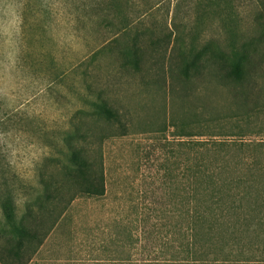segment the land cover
I'll use <instances>...</instances> for the list:
<instances>
[{"label": "rangeland", "instance_id": "rangeland-1", "mask_svg": "<svg viewBox=\"0 0 264 264\" xmlns=\"http://www.w3.org/2000/svg\"><path fill=\"white\" fill-rule=\"evenodd\" d=\"M213 1L0 0V242L45 194L42 179L62 184L64 200L74 193L65 141L77 132L102 147L106 193L77 197L29 264L188 258V156L231 163V179L243 177L232 195L248 196L246 212L236 202L226 219L214 206L229 232L218 225L207 255L264 264L252 185L264 198V0ZM251 41L257 62L244 85L204 59L182 73L191 44L232 54ZM103 101L118 121L105 120Z\"/></svg>", "mask_w": 264, "mask_h": 264}, {"label": "trees", "instance_id": "trees-1", "mask_svg": "<svg viewBox=\"0 0 264 264\" xmlns=\"http://www.w3.org/2000/svg\"><path fill=\"white\" fill-rule=\"evenodd\" d=\"M217 1L213 2L216 3ZM164 41L165 38L160 39L158 43L162 44ZM190 47L191 50L187 53L182 68V73L185 76H188L192 69L193 71L199 70V65L204 59L217 63L221 70H225V76L228 79L244 85V82L249 78L250 70L256 67V63L253 62H257V47L253 41L243 44L239 50L233 51L232 54L225 53L218 48L204 47L198 49L193 44ZM134 48L132 63L136 69L140 70L142 49L137 45ZM101 113L109 123L119 120V113L114 111L107 101L102 102ZM77 136L79 134L74 132L65 141L70 152L71 168L65 170L64 177L75 186L74 193L66 195L67 198L64 200L65 193L62 184L59 185L58 181L52 179L50 181L42 179L45 194L38 198L35 204L27 207L25 215L19 222L12 225L10 234L0 242V264H29L77 197L81 195L88 197L105 195L104 157L102 150H100L102 147L99 145L97 151L93 150L91 147L94 146L93 142L86 139L79 142L76 140ZM198 145L205 146V143L200 142ZM98 150L100 156L97 155L96 157ZM186 163L188 168L186 189H184L187 203L185 211L186 237L190 255L186 259L171 261L168 264H216L219 259L216 256L210 258L205 249L206 247L208 250L215 248V232L218 225L223 226L226 233L229 232V221L221 220L216 225L215 223L219 219H217V210L214 206L217 205L223 209L225 214L222 216L225 219V215L229 214L232 204H236V202L245 213V203L248 196L243 193L234 196L231 193L235 185L241 186L240 182H242L243 177H239L238 183L235 182V178L231 179L232 165L227 161L218 167L214 162L209 164L205 159L197 163L195 158L188 156ZM256 169L261 176L264 174L263 164L258 165ZM252 185L258 188L254 204L256 209L260 210L264 206L263 194L256 182ZM226 258L223 262L229 264L227 263L229 259Z\"/></svg>", "mask_w": 264, "mask_h": 264}]
</instances>
